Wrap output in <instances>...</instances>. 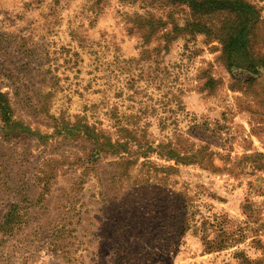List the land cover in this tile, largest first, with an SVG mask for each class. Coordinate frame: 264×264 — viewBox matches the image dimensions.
Instances as JSON below:
<instances>
[{"label":"rangeland","instance_id":"rangeland-1","mask_svg":"<svg viewBox=\"0 0 264 264\" xmlns=\"http://www.w3.org/2000/svg\"><path fill=\"white\" fill-rule=\"evenodd\" d=\"M0 264H264V0H0Z\"/></svg>","mask_w":264,"mask_h":264}]
</instances>
